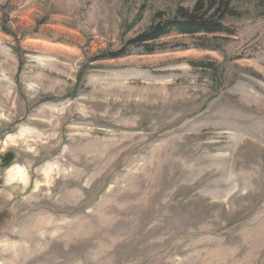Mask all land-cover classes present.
I'll return each instance as SVG.
<instances>
[{
	"label": "rangeland",
	"instance_id": "rangeland-1",
	"mask_svg": "<svg viewBox=\"0 0 264 264\" xmlns=\"http://www.w3.org/2000/svg\"><path fill=\"white\" fill-rule=\"evenodd\" d=\"M196 2L0 0V264H264V2L128 46Z\"/></svg>",
	"mask_w": 264,
	"mask_h": 264
},
{
	"label": "trees",
	"instance_id": "trees-1",
	"mask_svg": "<svg viewBox=\"0 0 264 264\" xmlns=\"http://www.w3.org/2000/svg\"><path fill=\"white\" fill-rule=\"evenodd\" d=\"M236 0H197L193 8H177L172 16L164 12L155 15L154 23L143 33L130 40L128 46L140 48L144 53L152 55L169 49H187L189 46L176 45L170 47L159 41L171 34L184 36L230 34L225 26V20L237 16L234 3ZM264 2V0H261ZM203 48H211L203 45ZM126 47L107 52L100 59H116L129 54Z\"/></svg>",
	"mask_w": 264,
	"mask_h": 264
}]
</instances>
